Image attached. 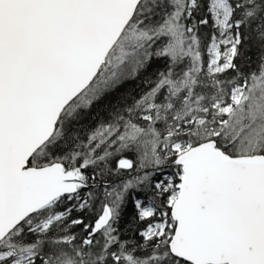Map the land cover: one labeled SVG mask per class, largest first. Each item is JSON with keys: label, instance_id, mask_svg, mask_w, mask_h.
<instances>
[{"label": "snow or ice", "instance_id": "6c2138e0", "mask_svg": "<svg viewBox=\"0 0 264 264\" xmlns=\"http://www.w3.org/2000/svg\"><path fill=\"white\" fill-rule=\"evenodd\" d=\"M0 264H264V0H0Z\"/></svg>", "mask_w": 264, "mask_h": 264}]
</instances>
